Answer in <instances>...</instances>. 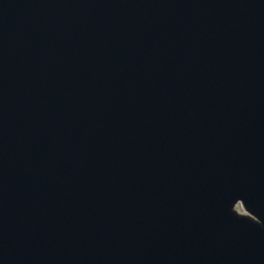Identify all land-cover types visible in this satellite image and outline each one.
<instances>
[{
    "label": "water",
    "instance_id": "obj_1",
    "mask_svg": "<svg viewBox=\"0 0 264 264\" xmlns=\"http://www.w3.org/2000/svg\"><path fill=\"white\" fill-rule=\"evenodd\" d=\"M0 264H264V0H0Z\"/></svg>",
    "mask_w": 264,
    "mask_h": 264
},
{
    "label": "rangeland",
    "instance_id": "obj_2",
    "mask_svg": "<svg viewBox=\"0 0 264 264\" xmlns=\"http://www.w3.org/2000/svg\"><path fill=\"white\" fill-rule=\"evenodd\" d=\"M239 209V208H238ZM240 210V209H239Z\"/></svg>",
    "mask_w": 264,
    "mask_h": 264
}]
</instances>
